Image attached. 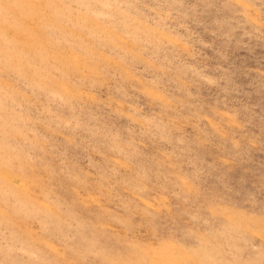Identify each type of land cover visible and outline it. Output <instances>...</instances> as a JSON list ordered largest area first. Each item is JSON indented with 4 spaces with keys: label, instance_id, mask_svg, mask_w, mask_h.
<instances>
[{
    "label": "rangeland",
    "instance_id": "rangeland-1",
    "mask_svg": "<svg viewBox=\"0 0 264 264\" xmlns=\"http://www.w3.org/2000/svg\"><path fill=\"white\" fill-rule=\"evenodd\" d=\"M0 264H264V0H0Z\"/></svg>",
    "mask_w": 264,
    "mask_h": 264
}]
</instances>
